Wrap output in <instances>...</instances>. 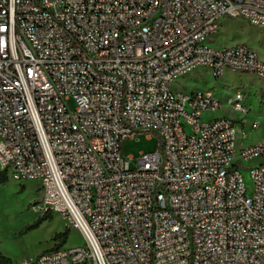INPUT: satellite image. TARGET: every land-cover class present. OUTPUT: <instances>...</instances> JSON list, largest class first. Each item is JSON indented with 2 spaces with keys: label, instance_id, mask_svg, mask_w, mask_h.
Segmentation results:
<instances>
[{
  "label": "built area",
  "instance_id": "2783aa9c",
  "mask_svg": "<svg viewBox=\"0 0 264 264\" xmlns=\"http://www.w3.org/2000/svg\"><path fill=\"white\" fill-rule=\"evenodd\" d=\"M228 18L264 29V0H0L1 171L39 181L32 210L85 240L21 264H264L246 90L174 87L200 69L264 81L255 48L212 44ZM140 134L158 148L132 169Z\"/></svg>",
  "mask_w": 264,
  "mask_h": 264
},
{
  "label": "rangeland",
  "instance_id": "374dc122",
  "mask_svg": "<svg viewBox=\"0 0 264 264\" xmlns=\"http://www.w3.org/2000/svg\"><path fill=\"white\" fill-rule=\"evenodd\" d=\"M212 44L215 46L247 44L255 48L264 61V29L252 27L240 18L225 19L219 32L212 39ZM174 87L186 92L212 90L223 104H226L228 98L236 91L246 90L245 104L250 113L247 116L248 124L244 128L247 134L244 143L264 145V81L256 79L253 75H239L233 72H227L223 78L217 80L207 70L200 69L182 78ZM70 107L74 109V103H70ZM226 115L227 109L217 114ZM254 122L259 123L258 129L252 128ZM158 143L155 135L149 139L147 134H140L122 145V157L125 160L134 157L136 161L131 163V168L134 169L141 154L156 151ZM40 196L41 183L36 180L16 181L9 175V182L0 186V251L13 264L37 258L50 250L55 245L54 236L68 228L65 219L55 215L53 221H47L37 229H30L41 217L32 210L33 204L39 201ZM84 245L85 240L81 233L72 230L67 247Z\"/></svg>",
  "mask_w": 264,
  "mask_h": 264
},
{
  "label": "trees",
  "instance_id": "16d2710c",
  "mask_svg": "<svg viewBox=\"0 0 264 264\" xmlns=\"http://www.w3.org/2000/svg\"><path fill=\"white\" fill-rule=\"evenodd\" d=\"M9 182V175L7 171H0V186L5 185ZM54 215L52 214H46L44 216H41L39 220L30 227V229H37L39 228L43 223L47 221H53ZM72 229L67 228L65 232L56 234L53 238V241L55 242V248H61L63 246H66L68 244L70 235H71ZM0 264H13L12 261L4 256V254L0 251Z\"/></svg>",
  "mask_w": 264,
  "mask_h": 264
}]
</instances>
